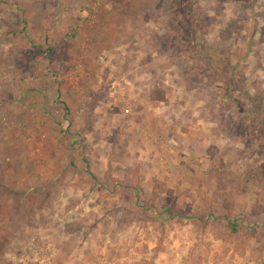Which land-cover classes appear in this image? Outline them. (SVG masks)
Listing matches in <instances>:
<instances>
[{
	"label": "rangeland",
	"instance_id": "374dc122",
	"mask_svg": "<svg viewBox=\"0 0 264 264\" xmlns=\"http://www.w3.org/2000/svg\"><path fill=\"white\" fill-rule=\"evenodd\" d=\"M263 115L264 0H0V264H264Z\"/></svg>",
	"mask_w": 264,
	"mask_h": 264
},
{
	"label": "trees",
	"instance_id": "16d2710c",
	"mask_svg": "<svg viewBox=\"0 0 264 264\" xmlns=\"http://www.w3.org/2000/svg\"><path fill=\"white\" fill-rule=\"evenodd\" d=\"M261 95H262L261 92H257V94H255V96L250 97L251 106L247 109V111L249 112L248 116L240 119V122H241V120H244V121H242V124H240V126H238L240 128L237 131L239 133L244 134V137H242V139L246 142L248 141V139L246 138V135L251 136V135L256 133L254 130L255 127L252 126V124L249 122V120L251 118H254V119L256 118L259 120L263 119V118H261L263 113L260 112L261 108L263 107V102H262L263 99H262ZM254 119H253V121H255ZM259 135H260V137H262L261 139L264 140V133L259 134ZM231 225H232L231 228L235 231L237 227L235 226V224H231Z\"/></svg>",
	"mask_w": 264,
	"mask_h": 264
}]
</instances>
